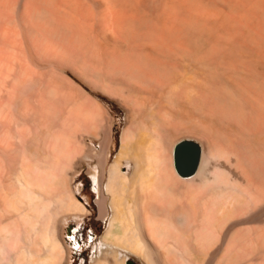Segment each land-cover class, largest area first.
Segmentation results:
<instances>
[{"label":"bare ground","instance_id":"obj_1","mask_svg":"<svg viewBox=\"0 0 264 264\" xmlns=\"http://www.w3.org/2000/svg\"><path fill=\"white\" fill-rule=\"evenodd\" d=\"M83 164L87 264H264V0H0V264L69 263Z\"/></svg>","mask_w":264,"mask_h":264},{"label":"rangeland","instance_id":"obj_2","mask_svg":"<svg viewBox=\"0 0 264 264\" xmlns=\"http://www.w3.org/2000/svg\"><path fill=\"white\" fill-rule=\"evenodd\" d=\"M94 97L109 110L113 118L112 126L114 131V141L111 147V156H113L119 147L120 137L123 129L126 126V113L122 106H120L119 103L115 101V99L109 98L105 94H102L98 91L94 92ZM91 143L95 147L99 146L98 141L94 139ZM86 169L87 165L83 164L77 174L74 186L75 188H79L77 191L79 198L81 197L80 199L86 203L87 208L90 210V214L84 217L79 225L76 223V221L69 222V226H71L69 230L71 232H73L74 229L76 230V240L79 243L74 244V242L71 240L72 235H68L70 237H67L65 234V237H67L71 247V255H69L70 257L68 264H87L91 256L93 241L102 234L105 228L104 223L97 218V192L94 186L93 178L89 173H87ZM123 170H127V168L124 167ZM129 260L130 261H128V264H141L139 259L134 256Z\"/></svg>","mask_w":264,"mask_h":264},{"label":"water","instance_id":"obj_3","mask_svg":"<svg viewBox=\"0 0 264 264\" xmlns=\"http://www.w3.org/2000/svg\"><path fill=\"white\" fill-rule=\"evenodd\" d=\"M199 151L195 146L184 143L174 152V166L180 173H191L197 165Z\"/></svg>","mask_w":264,"mask_h":264}]
</instances>
